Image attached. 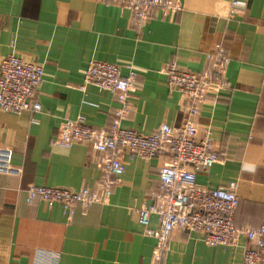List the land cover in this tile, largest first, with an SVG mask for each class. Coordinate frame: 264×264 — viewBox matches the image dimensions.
<instances>
[{
	"label": "crops",
	"instance_id": "crops-1",
	"mask_svg": "<svg viewBox=\"0 0 264 264\" xmlns=\"http://www.w3.org/2000/svg\"><path fill=\"white\" fill-rule=\"evenodd\" d=\"M171 16L157 9L140 28L130 10L103 0H0V60L9 53L44 66L33 95L37 113L0 111V146L11 148L21 176L0 174V264H34L37 252L54 251L59 264H151L155 239L143 233L138 210L151 202L166 154L149 160L123 152L125 170L106 204L77 207L68 219L59 205L26 200L28 185L98 191L104 155L92 144L65 149L51 144L65 119L81 115L94 127L111 122L116 95L93 85L80 89L90 59L137 73L124 127L148 134L178 126L181 99L168 89L163 68L174 61L198 72L220 43L228 56L227 88L200 109L197 135L211 133L218 160L196 176L198 187L236 181L240 206L234 224H264V0H247L229 16L228 0H177ZM156 229L158 221L150 218ZM246 239L207 246L200 233L175 229L166 264H242Z\"/></svg>",
	"mask_w": 264,
	"mask_h": 264
},
{
	"label": "built area",
	"instance_id": "built-area-1",
	"mask_svg": "<svg viewBox=\"0 0 264 264\" xmlns=\"http://www.w3.org/2000/svg\"><path fill=\"white\" fill-rule=\"evenodd\" d=\"M130 10L131 25L140 28L157 9L174 16L182 9L177 0H103ZM229 16L246 7L247 0H228ZM206 66L198 72L180 69L174 61L163 68L168 89L176 91L181 99V122L178 126L167 123L158 125L148 134L124 127L122 122L131 112L129 93L137 83V73L131 65L121 73L117 64L90 59L83 71L80 89L93 85L99 90L116 95L117 106L108 126L94 128L79 115L65 119L51 144L65 149L76 143L92 144L104 155V179L98 191L82 187L75 190L59 187L28 185L26 200L38 199L47 207L59 205L70 219L77 207L88 208L94 203L106 204L118 178L125 170L121 159L123 152L149 160L166 154V161L158 172V188L151 195V202L138 210V222L143 233L155 239L151 264H166L169 241L175 229L200 233L207 246L235 245L243 235L246 246L242 264H264V224L256 227L236 226L234 216L240 206L236 181L231 180L216 187H198L196 176L207 171L217 160L215 142L208 129L200 137L197 123L200 109L205 103H216L227 88L225 76L228 56L220 43L206 54ZM44 66L9 53L0 60V111L20 113L41 110L33 100L41 85ZM12 150L0 146V174L21 176V168L11 163ZM158 221L156 229L149 226L150 218ZM34 264H59V254L54 251L37 252Z\"/></svg>",
	"mask_w": 264,
	"mask_h": 264
}]
</instances>
